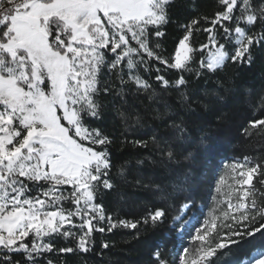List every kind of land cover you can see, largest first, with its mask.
Segmentation results:
<instances>
[{"label":"trees","instance_id":"1","mask_svg":"<svg viewBox=\"0 0 264 264\" xmlns=\"http://www.w3.org/2000/svg\"><path fill=\"white\" fill-rule=\"evenodd\" d=\"M11 35L7 24L0 28V41ZM48 35L54 51H65L59 37L66 45L73 37L59 19L51 20ZM122 37L124 43L108 47L114 53L101 84L80 113L91 141L61 119L81 144L107 153L92 185L95 208L78 212L72 186L30 181L43 198L60 196L53 210L70 222L45 236L29 234L21 242L26 250L0 248V264L170 262L192 240L177 236L183 207L211 210L209 198L224 187L218 183L228 164L245 158L257 168L253 208L212 230L202 248L199 239L192 242V260L214 250L204 264H241L264 251V0H170L161 25L129 22L116 41ZM185 39L190 59L177 68ZM214 47L228 57L211 69L206 59Z\"/></svg>","mask_w":264,"mask_h":264},{"label":"rangeland","instance_id":"2","mask_svg":"<svg viewBox=\"0 0 264 264\" xmlns=\"http://www.w3.org/2000/svg\"><path fill=\"white\" fill-rule=\"evenodd\" d=\"M169 2L0 0V28L7 24L12 34L7 43L0 41V248L26 250L21 242L29 234L45 236L70 222V216L53 210L60 196L54 195V201L43 198L30 184L32 180L49 181L51 188L72 186L78 212L95 208L92 185L107 166V153L81 144L69 129L91 141L80 113L101 84L102 67L114 53L108 47L125 42L124 37L116 41L117 32L129 22L161 25ZM52 19L62 20L72 30L68 45L59 37L65 51H54L49 43ZM190 53L185 39L177 50L175 66L183 68ZM227 57L224 48L214 47L206 64L216 69ZM228 166L218 183L224 187L209 198L211 210L199 206L195 211L186 204L176 218L178 238H192L189 251L182 249L172 261L160 264H204L214 250L194 261L192 242L199 239L202 248L201 241L212 230L225 228V223L253 208L256 166L250 158L234 159ZM225 246V242L219 244V248ZM241 264H264V251L253 252Z\"/></svg>","mask_w":264,"mask_h":264}]
</instances>
